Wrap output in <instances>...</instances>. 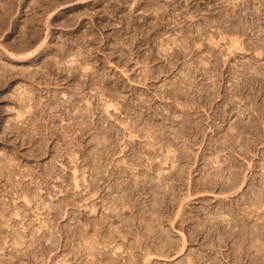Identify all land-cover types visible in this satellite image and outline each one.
<instances>
[{
	"label": "rangeland",
	"instance_id": "rangeland-1",
	"mask_svg": "<svg viewBox=\"0 0 264 264\" xmlns=\"http://www.w3.org/2000/svg\"><path fill=\"white\" fill-rule=\"evenodd\" d=\"M0 171L4 264H264V0H0Z\"/></svg>",
	"mask_w": 264,
	"mask_h": 264
},
{
	"label": "bare ground",
	"instance_id": "bare-ground-1",
	"mask_svg": "<svg viewBox=\"0 0 264 264\" xmlns=\"http://www.w3.org/2000/svg\"><path fill=\"white\" fill-rule=\"evenodd\" d=\"M82 130H84V129L82 128ZM83 133H84V131H83ZM83 133H81V134H83ZM1 168H2V167H1ZM3 168H4V167H3ZM5 170H7V169H4V172H7V171H5ZM9 170H10V168H9ZM0 172H1V171H0ZM2 173H3V172H2ZM0 175L2 176V174H0ZM230 176H232V175H230ZM234 176H235V175H234ZM2 177H3V176H2ZM2 177H1V178H2ZM232 177H233V176H232ZM232 177H230V178H232ZM239 177H240V176H239ZM230 178L228 177L229 180H230ZM228 179H227V181H228ZM225 180H226V179H225ZM227 181H226V182H227ZM230 181H231V180H230ZM230 183H231V185L238 183V178H237L236 176L233 177V178H232V181H231ZM230 183H228V185H230ZM261 189H262V192H263L264 189H263V188H261ZM261 189H260V190H261ZM258 190H259V189H258ZM260 190H259V191H260ZM255 193H256V192H255ZM257 193H258V192H257ZM257 193H256V197H257V199H256L255 201L253 200L254 202L251 201V203L254 204V206L256 205L255 207H257V209L259 210V209H261V208L264 206V192H263V195H261L260 193H258V194H257ZM259 194H260V195H259ZM257 195H258V196H257ZM254 197H255V196H254ZM256 197H255V198H256ZM255 198H254V199H255ZM116 202H117V201H115V203H116ZM115 203H113V204L115 205ZM250 205H251V204H250ZM250 207H251V206H250ZM252 208H253V207H252ZM252 208H251V209H252ZM114 209H115V208H114ZM253 209H254V208H253ZM262 209H263V208H262ZM262 209H261V210H262ZM255 210H256V209H255ZM261 210H260V211H261ZM263 210H264V209H263ZM260 211H259V212H260ZM259 212H258V213H259ZM258 213H256V214H258ZM2 216H3V215H2ZM2 216H0V217H2ZM246 216H247V215H246ZM3 217H4V216H3ZM3 217H2V218H3ZM7 217H8V216H7ZM249 217H250V215H249ZM249 217L247 216L245 219H247V218H249ZM242 218H243V217H242ZM7 219H9V217H8ZM7 219H5V220H7ZM11 219H12V218H11ZM0 220H1V219H0ZM5 220H4V221H5ZM218 220H219V218H218ZM218 220L216 221V217H215L214 222H212V221H211V222H212V223H215V221H216V222L218 223V222H219ZM222 220H223V219H222ZM225 220H227V219H225ZM225 220H223V221H225ZM241 220H242V219H241ZM241 220H239V221H241ZM2 221H3V220H2ZM4 221H3V222H4ZM7 221H9V220H7ZM223 221H222V222H223ZM242 221H243V220H242ZM220 222H221V220H220ZM228 222H229V221H228ZM228 222H227V223H224L222 226H224V225L228 226ZM0 223H1V222H0ZM6 223H7V222H6ZM232 223H233V222H232ZM7 224H8V223H7ZM215 224H216V223H215ZM1 225H2V224H1ZM200 225H201V224H200ZM205 225H206V224H205ZM213 225H214V224H213ZM220 225H221V224H220ZM8 226H9V225H8ZM217 226H218V225L216 224V227H217ZM226 226H225V227H226ZM0 227H1V226H0ZM2 227H4V226H2ZM2 227H1V228H2ZM202 227H203V225H202ZM1 228H0V229H1ZM214 228H215V225H214ZM214 228H213V230L216 231ZM223 228H224V227H223ZM255 228H256L257 230H258V228H260V223H259V222H256V224H255L254 226H252L250 230H248L249 232L247 233V236L245 235V236H246L245 238H246V240H247V238L251 239L250 237H252V239L254 240L253 243H254L255 245H257L259 248H262V247H260V245L264 244V243H263V242H264V233H261L260 230L257 231ZM2 229H3V228H2ZM203 229H204V228H203ZM219 229H221V228H219ZM2 231H3V230H2ZM201 231H202V230H201ZM217 231H218V230H217ZM199 232H200V231H199ZM0 233H1V232H0ZM233 234H234V232H233ZM0 236H2V235L0 234ZM239 236H240V235H239ZM6 237H7V236H6ZM6 237H5V238H6ZM22 237H24V235H22ZM149 237H150V236H149ZM5 238H3V239H5ZM0 240H1V239H0ZM243 240H244V239H243ZM2 241H3V240H2ZM2 241H1V242H2ZM21 241H23V240H21ZM1 242H0V243H1ZM158 242H159V241H158ZM257 242H258L259 244H258ZM166 244L168 245L167 241H166ZM164 245H165V244H164ZM167 245H166V246H167ZM4 246H5V245H4ZM4 246H3V247H4ZM166 246H165V247H166ZM168 246H169V245H168ZM165 247L163 246V248H165ZM163 248H161L162 252H163V251H167V249L172 250L173 245L171 246V244H170V246H169V247H166V249H163ZM174 248H175V247H174ZM3 250H4V249H3ZM170 250H169V251H170ZM261 250H262V249H261ZM175 251H176V250H175ZM180 251H181V250H180ZM201 251H202V250H201ZM241 251H242V250H241ZM258 251H259V250H258ZM34 252H36V251H34ZM261 252H262V251H261ZM261 252H260V253H261ZM171 253H172V252H171ZM177 253H178V252H177ZM204 253H205V252H204ZM239 253H241V252H239ZM33 254H34V253H33ZM199 254H200V253H199ZM207 254L209 255V253H207ZM35 255H36V254H35ZM208 255H207V256H208ZM210 256H211V255H210ZM239 256H240V254H239ZM203 257H204V254H202L200 257H197V258L199 259V261H197L198 259L192 260L194 257H193L191 260L195 262L194 264H203V261H204V260H203V259H204ZM258 257H259V256H258ZM261 257H262V256H261ZM263 257H264V256H263ZM202 258H203V259H202ZM211 259H212V258H211ZM201 260H203L202 263H201ZM208 260H209V259H208ZM131 261L135 263V261H133V260H131ZM189 261H190V260H189ZM0 262H1L0 264H4V263H3V260H2V261L0 260ZM204 262H206V261H204ZM136 263H137V262H136ZM136 263H135V264H136ZM188 263H192V262H188ZM188 263H182V264H188Z\"/></svg>",
	"mask_w": 264,
	"mask_h": 264
}]
</instances>
